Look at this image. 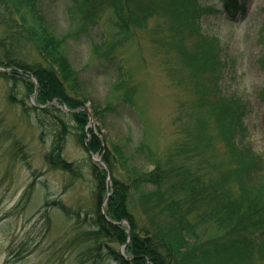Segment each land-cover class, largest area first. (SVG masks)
I'll return each mask as SVG.
<instances>
[{"label": "rangeland", "instance_id": "1", "mask_svg": "<svg viewBox=\"0 0 264 264\" xmlns=\"http://www.w3.org/2000/svg\"><path fill=\"white\" fill-rule=\"evenodd\" d=\"M82 1L55 0L44 4L42 12L60 35L71 34L66 40L67 55L80 87L67 88L66 94L82 103L76 110L88 113L84 109L88 108L94 117L92 120L88 113L83 141L91 138V129L104 145L124 144L131 161L143 169L152 168L151 160L135 154L142 139L159 156L166 157L175 142L185 137L181 132L185 122L181 101L189 100L191 89H182L177 82L180 75L187 74L176 48L177 40L171 37L166 15L159 6L145 25L121 32L115 26L110 6L92 7L94 0H87L90 3L86 8L91 9L86 20L80 13L85 8L81 7ZM199 1L220 6V0ZM263 7L264 0H246L244 12L236 17L206 12L201 24L206 35L220 39L223 55L236 59L234 66L223 71L220 83L227 93L250 100V112L244 119L245 140L264 155V100L258 95L264 86V69L258 61L263 50L258 37L263 28ZM0 10L10 11L5 0H0ZM14 17L17 19L19 14ZM7 31V26L0 23V38L6 37ZM185 44L190 47L192 41ZM0 54L3 59L11 56L15 64L28 66L41 60L37 49L28 45L9 53L0 47ZM7 68L0 70V264H82L79 254L87 245L82 233L90 228L98 204L90 164H99L106 170L92 153L107 164L103 151H86L72 118L56 112L55 109L69 112L62 103L54 98L37 104V89L28 92L24 81L2 75L1 72L11 74V66ZM22 71L17 69V73ZM26 71V78L36 84L34 75ZM127 87H135L133 105L127 100ZM107 105L113 109L103 110ZM33 106L47 111L39 110L37 116ZM56 115L64 119L69 131H64ZM54 148L58 149L53 151ZM216 149L225 155L222 143ZM58 154L72 162L75 175L48 164L47 156L57 158ZM115 163L118 165L114 170L107 164L110 173L106 170V189L100 204L104 213L113 190L112 176L122 175V160ZM128 205L137 222L146 227L147 216L132 196ZM114 223L127 231L130 228L126 219ZM100 264L114 263L106 258Z\"/></svg>", "mask_w": 264, "mask_h": 264}, {"label": "trees", "instance_id": "2", "mask_svg": "<svg viewBox=\"0 0 264 264\" xmlns=\"http://www.w3.org/2000/svg\"><path fill=\"white\" fill-rule=\"evenodd\" d=\"M54 1L5 0L10 11L0 10V23L7 26L8 35L0 38V47L9 53L22 46H32L41 60L28 66L15 64L11 56L3 59L0 54V65L11 66V74H1L24 81L28 92H33L36 84L24 73L29 70L34 75L37 104L57 98L73 109L71 112L55 110L72 118L86 151H103V159L112 170L118 165L115 162L122 160V175L112 176L113 190L105 213L100 204L106 189V170L99 164H90L98 204L95 216L90 215V228L82 233L87 242L79 254L82 264H100L106 258L114 264H264V155L245 140L244 119L250 112V100L224 90L221 75L235 65L236 59L233 55L224 56L220 39L206 35L201 24L206 12L236 17L244 12L246 0H220L217 7L199 0H94L91 3L92 7L110 6L116 17L115 26L121 32L130 31L131 26L145 25L159 6L166 15L171 37L177 40L176 48L187 70L177 82L180 88L190 86L191 89L189 100L181 101L185 118L181 132L185 137L175 142L166 157L159 156L142 139L135 154L152 161V168L147 169L131 161L126 154L127 146L115 142L104 145L91 129L88 130L91 138L84 143L88 113L76 110L82 103L66 94L67 88L80 87L67 55L66 40L71 34L60 35L42 12L44 4ZM86 2L82 1L81 7L85 8L80 13L88 20L91 8H86L90 1ZM15 13L19 14L17 19ZM262 25L258 37L263 50L258 61L264 69V17ZM186 41H192L190 47ZM18 68L24 73H17ZM134 89H125L131 104ZM258 95L264 100V86ZM111 109L107 105L103 110ZM32 110L37 111V116L39 110L47 111L37 106ZM55 117L63 123L64 131H69L64 119ZM218 143L224 147V156L216 149ZM47 160L53 168L76 174L72 162L60 154L57 158L47 156ZM130 196L146 214V227L137 222L131 211ZM121 219L130 225V238L127 229L114 223ZM123 245L124 255L120 250Z\"/></svg>", "mask_w": 264, "mask_h": 264}, {"label": "water", "instance_id": "3", "mask_svg": "<svg viewBox=\"0 0 264 264\" xmlns=\"http://www.w3.org/2000/svg\"><path fill=\"white\" fill-rule=\"evenodd\" d=\"M0 70H8V68L5 67V66H1L0 65ZM35 81H36V79H35ZM36 88H37V86H36ZM62 106L64 107L65 110L72 111V109L67 108L65 105H62ZM84 109L91 115V119L94 120L93 119L94 117H93L92 111L90 109H88V108H84ZM92 157H93V159H96L97 161H99L100 163H102L104 165V167L106 168L107 172L110 173V170H109L107 164L101 158H99L96 154H93V153H92ZM108 183H109V181H108ZM128 234H129V237H130V234H131V229L130 228L128 229ZM122 252H124L123 251V247H122Z\"/></svg>", "mask_w": 264, "mask_h": 264}]
</instances>
